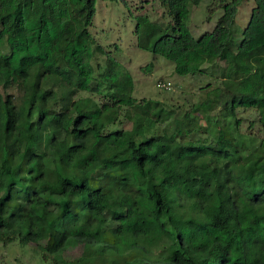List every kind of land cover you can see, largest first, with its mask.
<instances>
[{"label": "trees", "instance_id": "1", "mask_svg": "<svg viewBox=\"0 0 264 264\" xmlns=\"http://www.w3.org/2000/svg\"><path fill=\"white\" fill-rule=\"evenodd\" d=\"M159 1L174 27L154 55L232 66V80L204 87L200 101L132 98L129 75L92 47L97 0H0L3 247L34 245L50 264H70L61 255L78 245L75 264H264V0L235 53L244 0L210 5L222 15L198 39L186 22L201 0Z\"/></svg>", "mask_w": 264, "mask_h": 264}, {"label": "rangeland", "instance_id": "2", "mask_svg": "<svg viewBox=\"0 0 264 264\" xmlns=\"http://www.w3.org/2000/svg\"><path fill=\"white\" fill-rule=\"evenodd\" d=\"M97 0L96 12L92 18L89 33L92 38V47H101L120 64L118 75H129L132 81L130 95L136 100L147 99L160 101L167 106H182L203 99L204 87L213 89L223 80H232L230 77L232 66L226 61L207 57V59L188 66L180 62H170L151 52L152 43L162 35H171L174 27L173 18L166 7L159 0ZM217 0H201L199 5L188 4L187 27L196 39L211 32L221 17L222 11L217 10L213 15L208 8ZM24 3L22 9H27ZM254 0H244L238 7L234 24L231 27V38L227 50L237 52L246 28ZM100 59L94 60L93 65ZM182 66L188 70H196L194 74L180 75L176 68ZM169 83V89L157 88L158 83ZM91 84L87 83L86 92ZM8 94L19 96L18 90L9 89ZM246 113L244 116H248ZM197 119L201 117L195 115ZM248 122L244 124V128ZM243 128V129H244ZM228 134V132H226ZM140 208L148 210V204L140 200ZM46 227L41 230L43 242ZM89 235V233H88ZM90 236L96 239L98 230L90 231ZM83 254V248L78 245L62 253L64 262L75 264ZM0 264H50L40 261L38 251L34 245L22 246L18 243L3 247L0 244Z\"/></svg>", "mask_w": 264, "mask_h": 264}, {"label": "built area", "instance_id": "3", "mask_svg": "<svg viewBox=\"0 0 264 264\" xmlns=\"http://www.w3.org/2000/svg\"><path fill=\"white\" fill-rule=\"evenodd\" d=\"M169 83H158L157 84V88H159V89H164V90H167V89H169Z\"/></svg>", "mask_w": 264, "mask_h": 264}]
</instances>
